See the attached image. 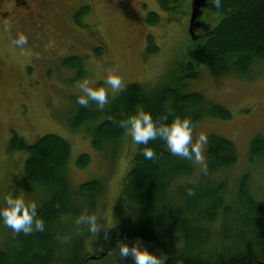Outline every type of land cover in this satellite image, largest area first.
I'll return each mask as SVG.
<instances>
[{"label":"trees","instance_id":"trees-1","mask_svg":"<svg viewBox=\"0 0 264 264\" xmlns=\"http://www.w3.org/2000/svg\"><path fill=\"white\" fill-rule=\"evenodd\" d=\"M188 2L158 0L160 8L173 19L188 14ZM208 9L206 16L213 20L211 23L205 18L209 26L201 30L203 43L193 50L195 62L215 71L247 75L254 64L264 61V0H219L218 7L210 3ZM162 18L156 10L147 14L151 25L159 24ZM159 50L154 37L149 35L146 52L156 54ZM103 52V46L95 48L97 55ZM80 60L77 55L68 56L64 65L78 67ZM186 70L188 74L183 78L199 76L194 62H189ZM82 75L79 70L76 80ZM179 78L176 82L152 85L130 82L103 109L95 102L81 106L77 102L79 95H74L77 108L70 127L76 130L95 122L93 146L97 149L109 146L117 151L126 134L119 122L133 113L137 105L150 111L160 123L171 122L176 115L188 117L193 128L207 116L221 119L232 116L223 104L206 99L201 92L185 90L187 83ZM24 145V137L13 130L9 150L22 149ZM148 146L155 150L156 156L146 159L145 146L137 145L123 176L115 206L116 222L101 227L97 234L91 233L86 225L83 227L86 223L75 224L77 237L79 233L82 236L72 244L71 239L65 241L69 233L67 225L84 214H95L98 218L106 182L91 178L77 187L72 185L69 177L72 145L61 135L45 133L29 144L23 175L12 185V194L40 192L38 215L43 218L45 228L26 235L15 233L0 222V264H87L90 252L86 236L95 254L106 251L103 257L116 253L121 241L139 238L165 255L163 264H264V196L257 199L252 193L250 172L238 177L232 191H228L226 180L214 182L211 177L238 163L240 152L236 143L223 135L210 134L205 168L196 180L186 182L177 180L194 173L195 159L172 154L160 137L150 140ZM248 158L250 162L264 159V135L257 134L251 140ZM90 161L91 155L82 152L76 165L84 168ZM72 233L76 236V232Z\"/></svg>","mask_w":264,"mask_h":264},{"label":"rangeland","instance_id":"rangeland-1","mask_svg":"<svg viewBox=\"0 0 264 264\" xmlns=\"http://www.w3.org/2000/svg\"><path fill=\"white\" fill-rule=\"evenodd\" d=\"M188 4L190 6V0ZM58 5L64 11L59 24H50L42 35L32 29L5 27L0 17V204L5 195L13 192L12 185L23 175L28 145L45 133H56L72 145L69 177L74 187L91 178L106 182V190L100 199L98 224L107 227L116 222L115 206L122 179L137 145L125 134L117 151L109 146L97 149L92 144L95 122L76 130L70 127L77 108L73 96L82 94L77 87L79 81L87 78L95 81L94 86L105 87L108 100L119 93L104 83L109 69L118 72L124 86L134 81L150 85L161 81L176 82L180 77L179 80L187 83L185 90L201 92L206 99L226 106L232 116L228 119L205 117L193 128L194 141L200 133L207 137L212 133L219 134L234 141L240 152L238 163L212 174V180H226L228 191H232L238 177L250 172L251 191L257 199L263 198L264 159L250 162L248 147L257 134L264 135V61L254 64L245 76L197 64L193 50L203 43L204 34L197 30L198 39L193 40L188 31L189 15H181L178 19L168 17L169 12L160 8L158 0H61ZM71 8L73 16L68 14ZM150 10L161 13L163 18L159 24L148 23ZM208 11L206 7L203 14L206 19ZM210 18L208 22L212 23ZM18 32L27 36L26 45L13 43ZM149 35L159 45L156 54L146 52ZM97 46L104 47L101 56L95 53ZM72 55L81 58L80 66L64 65V59ZM189 62L195 63L200 72L198 77L183 78L188 74ZM79 70L83 75L76 80ZM13 130L24 137L25 145L10 151L8 146ZM206 145L202 149L203 161H194V173L179 178L178 182L196 180L200 176L206 164ZM82 152L91 155L89 165L84 168L76 165ZM20 196L26 202L38 203L40 192ZM72 222L66 227L69 233L65 241L71 239L69 242L73 244L81 240L82 233L77 237L74 225L78 223ZM72 232H76V236ZM88 237L85 242L91 255L94 251ZM214 239L213 236L212 243ZM138 240L155 252L163 264L165 255L153 244L139 238L125 242L131 246ZM111 254L90 258L87 264H134L131 256H120L119 246L117 252Z\"/></svg>","mask_w":264,"mask_h":264},{"label":"clouds","instance_id":"clouds-1","mask_svg":"<svg viewBox=\"0 0 264 264\" xmlns=\"http://www.w3.org/2000/svg\"><path fill=\"white\" fill-rule=\"evenodd\" d=\"M219 6V0H209ZM8 22L5 21V27ZM27 36L23 32H18L13 43L17 46L26 45ZM104 83L113 91H120L123 88L121 76L115 69H109ZM95 81L85 78L78 82L77 87L82 94L77 97L79 105L87 107L90 102L103 109L108 103V90L105 87L94 86ZM167 118H165L166 120ZM120 126L130 136L136 145H144L143 154L146 159H153L156 156L155 150L148 146L150 140L160 137L166 142L168 150L177 156L186 159H195L203 161L202 149L207 144L208 137L205 133H200L193 138V126L190 118L176 115L171 122L160 123L154 120L150 111L142 105H137L133 113L122 119ZM0 222L11 228L15 233L23 232L30 234L34 231H44L45 222L38 215V205L34 201L26 202L22 196L9 193L3 197V203L0 204ZM86 223L88 230L97 234L101 230V224H98V218L95 214H84L77 221ZM107 239V235H105ZM119 254L122 258L131 256L134 264H161L158 255L149 250L141 241L133 243L131 246L124 241L120 242Z\"/></svg>","mask_w":264,"mask_h":264},{"label":"flooded vegetation","instance_id":"flooded-vegetation-1","mask_svg":"<svg viewBox=\"0 0 264 264\" xmlns=\"http://www.w3.org/2000/svg\"><path fill=\"white\" fill-rule=\"evenodd\" d=\"M59 1L61 0H0L2 24L7 21L9 28L13 30L32 29L42 35L50 24H59L64 12L58 5ZM68 14L74 15L72 8Z\"/></svg>","mask_w":264,"mask_h":264},{"label":"water","instance_id":"water-1","mask_svg":"<svg viewBox=\"0 0 264 264\" xmlns=\"http://www.w3.org/2000/svg\"><path fill=\"white\" fill-rule=\"evenodd\" d=\"M209 5V0H190L188 31L193 40L198 39L197 30H206L209 26L203 17L204 9ZM104 254H106V251L101 252L99 255L94 253L90 255V258L102 257Z\"/></svg>","mask_w":264,"mask_h":264}]
</instances>
